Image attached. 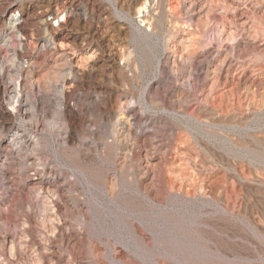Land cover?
<instances>
[{"label":"bare ground","instance_id":"1","mask_svg":"<svg viewBox=\"0 0 264 264\" xmlns=\"http://www.w3.org/2000/svg\"><path fill=\"white\" fill-rule=\"evenodd\" d=\"M127 1L138 18L130 19V37L140 52L122 56L130 76L120 78V116L100 159L91 154L86 136L96 138L102 115L111 116L108 93H74L64 111L56 107L47 119L37 114L26 84L50 96L76 72L55 55L50 40L25 65L17 57L16 18L0 30V107L10 115L0 111V264H85L87 253L93 264H110L107 255L117 264H202V229L167 204L213 191L218 172L199 156H234L237 128L247 139H240L243 147L264 139L263 126H246L264 118V68L243 59L247 48L262 53L264 44L250 41V35L236 38L223 15L213 12L214 0H180L189 28L171 31L160 55L154 36L166 22L183 18L163 10V0ZM199 15L206 17L205 27L195 21ZM210 23L219 34L202 45ZM149 73L155 79L139 86ZM182 75L189 83L185 90L167 81ZM104 81L113 89V78ZM134 87L140 89L137 98ZM150 108L162 112L152 118ZM166 113L173 114L172 123ZM108 161L116 164L117 175L108 173ZM223 191L228 207V187ZM207 224L215 221L208 218ZM107 225L110 236L103 233Z\"/></svg>","mask_w":264,"mask_h":264},{"label":"rangeland","instance_id":"2","mask_svg":"<svg viewBox=\"0 0 264 264\" xmlns=\"http://www.w3.org/2000/svg\"><path fill=\"white\" fill-rule=\"evenodd\" d=\"M179 1L163 0V10L173 9L183 20H179L178 23L176 21V25L166 22L157 36L158 39L154 36V41L160 44V55L164 53L163 47L167 40H170L171 31L175 29L183 31L189 28L185 22H182L186 15L181 14L184 9L179 6ZM214 3L217 5L213 12L223 15L231 32L236 30V38L250 35V41L264 44V0H214ZM150 11L153 15L158 13L156 6L151 7ZM134 13L135 8L127 0H0V30L12 17L16 18L20 36L17 57L23 60L25 65L35 55L38 47L44 41L50 40L55 55L62 56L76 72L73 81H66L65 85L54 90L55 93L53 90L49 91L50 96H45L43 88L31 91L30 86L26 84L25 90L33 93L32 98L37 101V114L43 115L44 118L49 117L53 109L59 106L64 111L71 103L74 93L77 95L89 92L92 95L108 93L111 116L102 115L103 119L100 120L96 138L86 136L91 154L98 159L102 155L105 142L112 140L114 121L120 116L116 103L118 92L123 90L120 78L123 75L130 76L122 56L129 50H134V56L137 55L136 52H140L130 37L133 29L130 19L135 16L138 23L137 15ZM195 18L201 26H206L205 16L203 18L199 15ZM207 29L200 39L202 45L214 42L219 34V27L211 23ZM230 40L229 42L232 43L233 40ZM243 59L247 63L250 62V65L260 64L264 68V51L259 53L247 48ZM42 76L46 82L51 83L52 80L47 74ZM169 76H172L170 72ZM106 77L114 79L113 89L104 81ZM149 79L154 80V74L149 73L140 80L139 86ZM167 81L180 90L189 87L188 79L183 75L179 80L168 78ZM2 88V79H0V90ZM134 91L137 98L140 89L134 87ZM58 97L63 98L62 101H59ZM150 109H147L146 113L152 118H157L162 112L156 108ZM0 111L7 119L10 118L4 108L0 107ZM165 116L168 122H173L172 113H166ZM43 124L44 129H47L46 120ZM259 125L264 127V118L257 120L254 117L246 124L249 129L257 128ZM236 131L233 135L237 145L234 156H199V159L211 161V168L218 172L213 191L197 195L188 202L173 199L167 204L181 212L189 225L196 224L202 229L198 244V255L202 264H264V139L258 143L249 141L248 146L243 147L240 139H247L243 138L238 128ZM55 162L63 166L56 159ZM105 165L109 174L117 175L115 163L108 161ZM79 186L83 185L79 183ZM223 186L228 187L231 196L228 207ZM130 191L134 195L139 194L136 189ZM109 214L111 220L115 221V215L110 212ZM208 218H213L215 224L208 225ZM103 233L105 236H110L108 225ZM111 252L113 253V250ZM105 260L110 264H117L110 255L105 256ZM84 263L93 264L90 254L85 255Z\"/></svg>","mask_w":264,"mask_h":264}]
</instances>
